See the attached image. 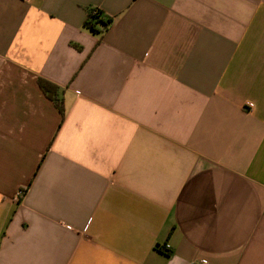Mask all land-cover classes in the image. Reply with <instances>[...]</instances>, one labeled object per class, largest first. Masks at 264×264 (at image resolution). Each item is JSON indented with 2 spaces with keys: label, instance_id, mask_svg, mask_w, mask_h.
Listing matches in <instances>:
<instances>
[{
  "label": "crops",
  "instance_id": "crops-1",
  "mask_svg": "<svg viewBox=\"0 0 264 264\" xmlns=\"http://www.w3.org/2000/svg\"><path fill=\"white\" fill-rule=\"evenodd\" d=\"M201 259L264 264V0H0V264Z\"/></svg>",
  "mask_w": 264,
  "mask_h": 264
},
{
  "label": "trees",
  "instance_id": "trees-1",
  "mask_svg": "<svg viewBox=\"0 0 264 264\" xmlns=\"http://www.w3.org/2000/svg\"><path fill=\"white\" fill-rule=\"evenodd\" d=\"M111 22V18L109 16H107L105 13H103V11L97 7H90L87 10V17L86 20L84 22V26L90 30L92 33H101L103 32L107 26L110 24ZM38 84L40 85V87L47 92H51L52 88L50 86V84L44 80L39 79L38 80ZM55 98V97H53ZM56 100V99H55ZM58 108L62 114V108H61V104H57ZM157 248L169 255V249L166 247V244L163 245H157Z\"/></svg>",
  "mask_w": 264,
  "mask_h": 264
},
{
  "label": "built area",
  "instance_id": "built-area-1",
  "mask_svg": "<svg viewBox=\"0 0 264 264\" xmlns=\"http://www.w3.org/2000/svg\"><path fill=\"white\" fill-rule=\"evenodd\" d=\"M23 192H24L23 189H19V190L17 191V193H16V197L19 198V197L23 194ZM166 247H167V245H166ZM199 262H200L201 264H206V260H204V259H201Z\"/></svg>",
  "mask_w": 264,
  "mask_h": 264
}]
</instances>
